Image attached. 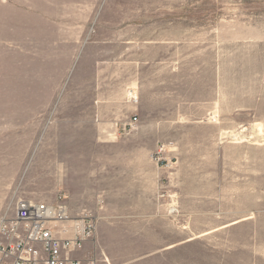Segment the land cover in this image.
Wrapping results in <instances>:
<instances>
[{
    "label": "rangeland",
    "instance_id": "obj_1",
    "mask_svg": "<svg viewBox=\"0 0 264 264\" xmlns=\"http://www.w3.org/2000/svg\"><path fill=\"white\" fill-rule=\"evenodd\" d=\"M59 193L97 264H264V0H0V214Z\"/></svg>",
    "mask_w": 264,
    "mask_h": 264
},
{
    "label": "built area",
    "instance_id": "obj_2",
    "mask_svg": "<svg viewBox=\"0 0 264 264\" xmlns=\"http://www.w3.org/2000/svg\"><path fill=\"white\" fill-rule=\"evenodd\" d=\"M96 228L93 214L73 215L63 193L53 200L20 198L14 214H0V264H97L81 254Z\"/></svg>",
    "mask_w": 264,
    "mask_h": 264
}]
</instances>
